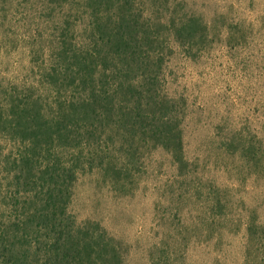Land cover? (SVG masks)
Returning a JSON list of instances; mask_svg holds the SVG:
<instances>
[{"label":"trees","instance_id":"16d2710c","mask_svg":"<svg viewBox=\"0 0 264 264\" xmlns=\"http://www.w3.org/2000/svg\"><path fill=\"white\" fill-rule=\"evenodd\" d=\"M33 3L17 0L35 32L39 86L0 91V139L16 147L0 151V264H125L124 242L100 222L77 220L76 184L98 171L127 188L159 149L188 175L186 107L168 94L166 69L174 46L197 55L211 27L185 0ZM241 152L253 162L251 147ZM210 203V213H223L216 194ZM257 228L248 223L261 240ZM156 249L151 264H173Z\"/></svg>","mask_w":264,"mask_h":264},{"label":"rangeland","instance_id":"374dc122","mask_svg":"<svg viewBox=\"0 0 264 264\" xmlns=\"http://www.w3.org/2000/svg\"><path fill=\"white\" fill-rule=\"evenodd\" d=\"M185 1L211 27L197 55L174 46L166 69L168 94L186 107L188 175L159 149L145 154L127 188L98 171L80 175L71 209L126 244L125 264H151L156 245L173 264H264V0ZM21 11L17 0H0V91L39 86L35 32ZM250 147L253 162L241 152ZM15 149L0 139V151ZM212 194L222 214L210 213ZM250 221L261 240L247 230Z\"/></svg>","mask_w":264,"mask_h":264}]
</instances>
